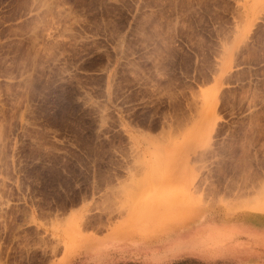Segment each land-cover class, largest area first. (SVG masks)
Listing matches in <instances>:
<instances>
[{
	"label": "rangeland",
	"instance_id": "obj_1",
	"mask_svg": "<svg viewBox=\"0 0 264 264\" xmlns=\"http://www.w3.org/2000/svg\"><path fill=\"white\" fill-rule=\"evenodd\" d=\"M245 212L264 214V0H0V264L113 240L153 264L173 228Z\"/></svg>",
	"mask_w": 264,
	"mask_h": 264
},
{
	"label": "crops",
	"instance_id": "obj_2",
	"mask_svg": "<svg viewBox=\"0 0 264 264\" xmlns=\"http://www.w3.org/2000/svg\"><path fill=\"white\" fill-rule=\"evenodd\" d=\"M204 217L201 226H179L162 235L160 257L153 264H264V214ZM114 241L85 242L80 259L69 257L58 264H118L113 259L120 260L130 251L117 249L119 243Z\"/></svg>",
	"mask_w": 264,
	"mask_h": 264
}]
</instances>
